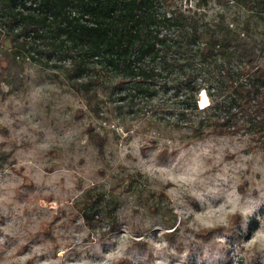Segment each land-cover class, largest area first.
Here are the masks:
<instances>
[{
    "label": "rangeland",
    "instance_id": "rangeland-1",
    "mask_svg": "<svg viewBox=\"0 0 264 264\" xmlns=\"http://www.w3.org/2000/svg\"><path fill=\"white\" fill-rule=\"evenodd\" d=\"M173 2L212 24L241 13L225 0ZM9 48L0 30V59ZM43 65L18 58L0 84V264H264L254 136L192 138L168 118L171 96L130 108Z\"/></svg>",
    "mask_w": 264,
    "mask_h": 264
},
{
    "label": "trees",
    "instance_id": "trees-1",
    "mask_svg": "<svg viewBox=\"0 0 264 264\" xmlns=\"http://www.w3.org/2000/svg\"><path fill=\"white\" fill-rule=\"evenodd\" d=\"M173 1L0 0L10 44L0 84H10L18 58H30L64 70L78 92L95 97L106 89L122 106L171 96L168 118L192 138L254 136L264 148V0H225L241 13L233 22L220 14L215 24ZM202 91L210 103L200 108ZM102 201L85 204L87 219Z\"/></svg>",
    "mask_w": 264,
    "mask_h": 264
},
{
    "label": "bare ground",
    "instance_id": "bare-ground-1",
    "mask_svg": "<svg viewBox=\"0 0 264 264\" xmlns=\"http://www.w3.org/2000/svg\"><path fill=\"white\" fill-rule=\"evenodd\" d=\"M202 94H204V95L202 96ZM205 97H206V99H207V103H206V104H203V99H204ZM199 103H200V105L203 104L202 107H205V106H207V104H209V98H208V96H207V94H206L205 91H202V92L200 93V100H199Z\"/></svg>",
    "mask_w": 264,
    "mask_h": 264
},
{
    "label": "snow or ice",
    "instance_id": "snow-or-ice-1",
    "mask_svg": "<svg viewBox=\"0 0 264 264\" xmlns=\"http://www.w3.org/2000/svg\"><path fill=\"white\" fill-rule=\"evenodd\" d=\"M204 94H202V96H203ZM207 103V99H206V97L203 99V104H206ZM203 104H202V106H203Z\"/></svg>",
    "mask_w": 264,
    "mask_h": 264
}]
</instances>
